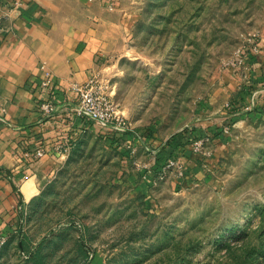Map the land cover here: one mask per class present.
Wrapping results in <instances>:
<instances>
[{
	"label": "rangeland",
	"instance_id": "rangeland-1",
	"mask_svg": "<svg viewBox=\"0 0 264 264\" xmlns=\"http://www.w3.org/2000/svg\"><path fill=\"white\" fill-rule=\"evenodd\" d=\"M112 6L123 54L108 84L138 146L87 134L58 155L0 229V264H264V0ZM190 127L201 150L170 149Z\"/></svg>",
	"mask_w": 264,
	"mask_h": 264
},
{
	"label": "crops",
	"instance_id": "crops-1",
	"mask_svg": "<svg viewBox=\"0 0 264 264\" xmlns=\"http://www.w3.org/2000/svg\"><path fill=\"white\" fill-rule=\"evenodd\" d=\"M111 3L112 0H0L2 232L9 229L14 214L39 194L40 185L56 168L58 155L85 135H99L124 154L138 146L134 137L128 140L129 134L104 132L76 118L68 109L46 116L39 108L44 97L39 85L44 69L51 71L50 97L56 102L71 100L70 83H82L93 72L105 81L116 74L113 67L123 54L124 21L115 6L108 9ZM110 82L108 88L113 96L115 84ZM217 117L218 114L198 120L207 129L218 125ZM38 148L43 154L32 157Z\"/></svg>",
	"mask_w": 264,
	"mask_h": 264
},
{
	"label": "built area",
	"instance_id": "built-area-1",
	"mask_svg": "<svg viewBox=\"0 0 264 264\" xmlns=\"http://www.w3.org/2000/svg\"><path fill=\"white\" fill-rule=\"evenodd\" d=\"M51 80V71L44 69L39 84L44 91V97L41 98L39 103V108L44 115L52 116L61 110L68 109L76 118L87 120L97 125L104 132L127 133L136 140L139 139L140 134L132 125V122L119 110L117 103L114 101L108 88V81H105L99 74L93 72L82 83H70L69 88L72 99L61 102H56L53 97H50V93L53 91ZM0 120H3L1 116ZM200 137L190 136V144L194 150H201L204 141L207 140V136ZM42 154L43 150L38 148L32 154V157H40ZM167 161L168 164L174 162L176 164V161L173 162L172 158ZM4 241L5 236L0 235V244Z\"/></svg>",
	"mask_w": 264,
	"mask_h": 264
},
{
	"label": "trees",
	"instance_id": "trees-1",
	"mask_svg": "<svg viewBox=\"0 0 264 264\" xmlns=\"http://www.w3.org/2000/svg\"><path fill=\"white\" fill-rule=\"evenodd\" d=\"M196 130L197 129L190 127V128H186V129L182 130V132H180L177 135H173L171 137L170 141L168 142L170 145L169 146L170 149H175V145H178V144L182 145L183 143H186V141L188 140V138H190V136L192 134H197V136H200V134L198 132L196 133ZM169 151L171 152L172 150H169ZM157 158L159 159V156H157Z\"/></svg>",
	"mask_w": 264,
	"mask_h": 264
}]
</instances>
